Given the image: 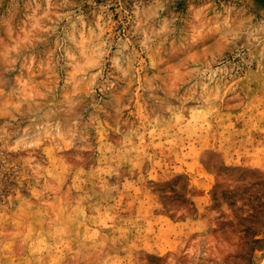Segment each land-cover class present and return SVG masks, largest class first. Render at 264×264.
Masks as SVG:
<instances>
[{
    "label": "rangeland",
    "instance_id": "374dc122",
    "mask_svg": "<svg viewBox=\"0 0 264 264\" xmlns=\"http://www.w3.org/2000/svg\"><path fill=\"white\" fill-rule=\"evenodd\" d=\"M0 264H264V0H0Z\"/></svg>",
    "mask_w": 264,
    "mask_h": 264
}]
</instances>
